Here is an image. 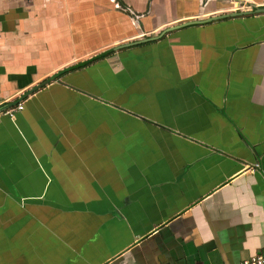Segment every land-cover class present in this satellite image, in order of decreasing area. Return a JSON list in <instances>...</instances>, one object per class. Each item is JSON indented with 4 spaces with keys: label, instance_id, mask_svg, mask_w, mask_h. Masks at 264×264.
<instances>
[{
    "label": "crops",
    "instance_id": "crops-1",
    "mask_svg": "<svg viewBox=\"0 0 264 264\" xmlns=\"http://www.w3.org/2000/svg\"><path fill=\"white\" fill-rule=\"evenodd\" d=\"M202 1L0 0V264L264 251V0Z\"/></svg>",
    "mask_w": 264,
    "mask_h": 264
},
{
    "label": "rangeland",
    "instance_id": "rangeland-1",
    "mask_svg": "<svg viewBox=\"0 0 264 264\" xmlns=\"http://www.w3.org/2000/svg\"><path fill=\"white\" fill-rule=\"evenodd\" d=\"M205 1H207V0H203L202 1V5L200 4V7L202 6L201 9L203 8L202 11H206V10H209L211 8H215V7H219V6H225V5L228 4V2H224L222 0H211L209 2H205ZM256 5L254 3H251L249 5V7H247L244 3H242V4L238 5V6L237 5H233L232 8L222 7V9H221V7H220V8H217V10L215 9V11H213V12H215V14H216L218 12L227 11V10H233V9L234 10H247V9H251L252 7H255ZM205 13L206 12H204L203 14H200V16H205L206 14H208V13H206V14ZM200 20H203V19H200Z\"/></svg>",
    "mask_w": 264,
    "mask_h": 264
},
{
    "label": "built area",
    "instance_id": "built-area-1",
    "mask_svg": "<svg viewBox=\"0 0 264 264\" xmlns=\"http://www.w3.org/2000/svg\"><path fill=\"white\" fill-rule=\"evenodd\" d=\"M23 104L22 103H19L18 105L16 106H11V107H8L6 108L4 111H0V117L3 115V114H7L11 117H13L15 115V113L21 109H23ZM239 264H264V251L258 253V254H254L252 256H249V257H246V258H243Z\"/></svg>",
    "mask_w": 264,
    "mask_h": 264
},
{
    "label": "water",
    "instance_id": "water-1",
    "mask_svg": "<svg viewBox=\"0 0 264 264\" xmlns=\"http://www.w3.org/2000/svg\"><path fill=\"white\" fill-rule=\"evenodd\" d=\"M257 10H264V7H259ZM251 11L252 10H236V11H232V12H228V13H222L219 15H213V16H210L209 18H206L203 20H191V21H187V22H182V23L178 24L177 26L191 24V23H198V22H203V21H208V20H214V19L225 17V16L238 15V14L248 13ZM173 27H176V26H172L171 28H173ZM132 43L133 42H131L130 44H132Z\"/></svg>",
    "mask_w": 264,
    "mask_h": 264
},
{
    "label": "trees",
    "instance_id": "trees-1",
    "mask_svg": "<svg viewBox=\"0 0 264 264\" xmlns=\"http://www.w3.org/2000/svg\"><path fill=\"white\" fill-rule=\"evenodd\" d=\"M134 43H135V42H134ZM122 47H123V46H122ZM100 57H102V55L96 56V57H94L93 59L84 62L82 65L89 64V63L92 62L93 60H96V59H98V58H100ZM82 65H80V66H82Z\"/></svg>",
    "mask_w": 264,
    "mask_h": 264
}]
</instances>
